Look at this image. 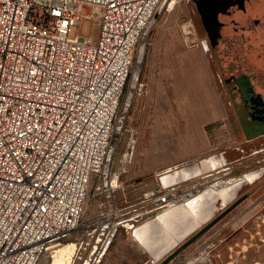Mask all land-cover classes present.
I'll return each mask as SVG.
<instances>
[{"label":"rangeland","instance_id":"374dc122","mask_svg":"<svg viewBox=\"0 0 264 264\" xmlns=\"http://www.w3.org/2000/svg\"><path fill=\"white\" fill-rule=\"evenodd\" d=\"M262 2L163 0L132 54L133 67L105 165V172L123 173L124 187L116 193L122 206L137 205L153 192L164 190L163 180L170 167L177 164L180 170L189 152L202 153L196 164L216 155L231 169L196 178L192 186L179 191L186 196L163 219L158 218L173 206L150 210L139 221L120 226L96 263L90 262L92 248L87 247L104 211V198L96 194L99 180L95 177L78 229L52 245L38 264H55L60 252L70 246L75 250L64 258H68L66 264H161L247 193L250 196L239 205L246 204L247 209L237 220L249 224L248 236L252 232L253 238L248 243L253 244V249L248 248L249 260L241 264H264V173L253 183L244 184L234 199L227 200L232 194L228 192L244 182V176L264 170V137H252L244 130L224 69L228 64L235 67L238 79H246L251 85L247 99L250 102L261 99L264 104V69H249L253 60L247 61L249 56L244 51L250 46V53L264 52L262 44L254 41L264 43V38L258 30L247 27L252 15L257 19L258 10L264 9L258 6ZM86 13L90 19L76 33L95 43L100 14L92 8ZM256 108L252 110L257 111ZM131 145L135 146L133 156ZM225 180L231 184L222 186ZM199 195L203 198L197 199ZM194 199H197L194 205H185ZM208 199H212L210 204ZM153 221L159 229L140 239L136 230ZM169 247L168 252L157 258L156 249L162 253ZM209 249L204 254L198 249L197 240L169 264H205L204 255L208 262L217 264ZM227 264L238 263L233 260Z\"/></svg>","mask_w":264,"mask_h":264},{"label":"built area","instance_id":"2783aa9c","mask_svg":"<svg viewBox=\"0 0 264 264\" xmlns=\"http://www.w3.org/2000/svg\"><path fill=\"white\" fill-rule=\"evenodd\" d=\"M162 2L0 0V264H38L76 231L95 177L94 263L120 226L186 196L164 185L122 206L123 173L105 172L132 54ZM88 8L100 14L95 43L77 35Z\"/></svg>","mask_w":264,"mask_h":264},{"label":"crops","instance_id":"0c3cea01","mask_svg":"<svg viewBox=\"0 0 264 264\" xmlns=\"http://www.w3.org/2000/svg\"><path fill=\"white\" fill-rule=\"evenodd\" d=\"M211 1H264V0H211ZM261 6H263V4ZM260 137H264V134L261 135ZM198 157H202V153L193 154L192 152H189L187 156L183 158V162L182 164H180L182 165V168L180 170H177V167L179 165L177 164L172 165V167H170L171 171L168 172V174L165 176V180H163L165 182L164 185L173 186L179 192L186 187L192 186L193 181L198 177L208 175L213 171H220L221 173V172H227L228 168L231 169V167L227 168V164L222 162V160L216 155L214 156V158H207L202 162H197L196 164L195 160ZM201 159L199 161H201ZM225 175H227V173H225L223 177H225ZM227 181L229 180L222 181L221 182L223 183L222 186L225 185L226 187L231 184V183H226ZM216 185L217 183L215 184V187H217ZM219 189L217 188L216 190L219 191ZM200 198L203 197L199 195L197 199ZM197 199L187 202L186 203L187 206L194 205L193 203L197 201ZM207 201L210 204L212 199H208ZM177 207L178 206H173L170 211L163 214L158 219L160 218L163 219L164 217H166L168 213H170L172 210H175ZM245 209H247L246 204L238 206L229 215H227L221 222L215 225L211 231H208L198 239V249L203 250L205 254V252H207V249L210 248L209 250L211 251V255L214 258L215 261L214 263L227 264L228 262H232L234 260L238 264H241L242 262L244 261L247 262L249 260L247 255L248 253L246 252L248 251V248L253 249L252 248L253 244L248 243L251 241V238H253V233L251 232V234L248 236L247 229L249 224L247 222L241 223L240 221L237 220ZM154 229L156 230L159 229V226H156L153 221L150 224H147L145 227H141L137 229L136 234L141 239V237L143 238V236L146 234L152 235V233H154ZM180 240L181 239L179 238L177 242H179ZM173 245L174 244L170 246L173 248ZM151 247L152 245L150 244L149 248ZM153 249L155 250V248ZM169 249L170 247L168 249H163L164 251L162 253H161V249L160 250L156 249L155 255H157V258L161 257L165 252H168ZM203 259L205 263L208 262L209 260V258H207V255H204Z\"/></svg>","mask_w":264,"mask_h":264},{"label":"water","instance_id":"95a60500","mask_svg":"<svg viewBox=\"0 0 264 264\" xmlns=\"http://www.w3.org/2000/svg\"><path fill=\"white\" fill-rule=\"evenodd\" d=\"M264 5V2H262ZM225 76L227 79V85L229 88L230 95L232 97L233 103L238 112L241 123L244 127L246 133L251 135L252 137H258L264 134V114L259 116H255L247 103V100L244 96L243 89L237 77L236 68L231 66L230 64L224 67ZM250 193L245 194L241 198H239L235 203H233L229 208L223 211L219 216H217L213 221H211L208 225H206L202 230L188 239L185 243H183L176 251H174L163 263L161 264H169L174 258H176L183 250L188 248L194 242H196L200 237H202L205 233L210 231L215 225L221 222L227 215H229L233 210H235L241 203H243L248 197ZM115 233L112 235L114 237ZM109 244L106 246L105 251L109 247ZM104 251V252H105ZM205 264H211L206 262Z\"/></svg>","mask_w":264,"mask_h":264},{"label":"trees","instance_id":"16d2710c","mask_svg":"<svg viewBox=\"0 0 264 264\" xmlns=\"http://www.w3.org/2000/svg\"><path fill=\"white\" fill-rule=\"evenodd\" d=\"M261 5H262V3H261ZM261 5L259 4L258 6L261 7ZM263 8H264V5H263ZM260 10L261 11L258 10V14L255 15V16H257V19H254V15H252V17L249 20L251 23L247 27H252L255 30H258L257 33L259 32L261 34V36L264 38V9L260 8ZM254 41H256L255 43H257V44H262L260 46L263 47V49H264V43L263 42L262 43L258 42V40H254ZM248 48L249 49L244 48V49H246V50H244V51H246L245 54L247 56H249L248 57L249 60H247V61L253 60V62L252 63L250 62L249 66H248L249 69L252 70L254 67H256V68H254L255 70L256 69L258 70L260 68H262L261 70H263L264 68L262 67V65H264L263 64L264 63V57H263L264 52H262V53L251 52L250 53V46ZM246 55H244V56L246 57ZM250 58H251V60H250ZM259 65H261V67ZM257 100L262 102L261 99H257Z\"/></svg>","mask_w":264,"mask_h":264},{"label":"bare ground","instance_id":"6f19581e","mask_svg":"<svg viewBox=\"0 0 264 264\" xmlns=\"http://www.w3.org/2000/svg\"><path fill=\"white\" fill-rule=\"evenodd\" d=\"M264 173V170H260V171H257L255 173H251L250 175H246L244 176V182H240L238 184H236V186L234 187V189H230L231 192L229 191L228 194L232 193L231 196H229L227 199L228 201L231 200V199H234L237 195V192L239 191V189L244 185V184H250V183H253L254 181H256L257 179H259ZM190 204V203H189ZM175 205V204H174ZM187 205V204H186ZM173 206V205H172ZM177 209V208H176ZM75 249H74V246H70V247H66L64 248V250H62L60 252V256L57 258V260L55 261L56 263L55 264H66L65 263V260L67 261V259H64L66 256H71L74 252ZM65 251V252H64ZM57 256V255H56Z\"/></svg>","mask_w":264,"mask_h":264},{"label":"flooded vegetation","instance_id":"af4514ba","mask_svg":"<svg viewBox=\"0 0 264 264\" xmlns=\"http://www.w3.org/2000/svg\"><path fill=\"white\" fill-rule=\"evenodd\" d=\"M242 75V74H241ZM239 82L241 84V87L243 89V93H244V96L247 100V103L249 105V108L251 110V112L255 115V116H259L261 114H264V104L262 102H260L259 100L257 99H254L253 102H250L249 99H247L246 97V94H248V92L252 91L251 89V85L246 81V79H239ZM245 91L247 93H245ZM253 107H257L256 110L257 111H254L252 110ZM256 112V113H255Z\"/></svg>","mask_w":264,"mask_h":264}]
</instances>
